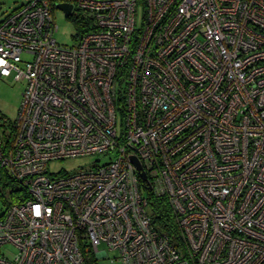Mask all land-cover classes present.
Instances as JSON below:
<instances>
[{
	"label": "built area",
	"instance_id": "built-area-1",
	"mask_svg": "<svg viewBox=\"0 0 264 264\" xmlns=\"http://www.w3.org/2000/svg\"><path fill=\"white\" fill-rule=\"evenodd\" d=\"M57 5L93 24L73 47ZM11 76L25 90L9 128L0 115V181L24 195L0 217V264H86L82 245L98 264H264V0H25L0 21ZM132 157L181 245L154 229Z\"/></svg>",
	"mask_w": 264,
	"mask_h": 264
},
{
	"label": "rangeland",
	"instance_id": "rangeland-1",
	"mask_svg": "<svg viewBox=\"0 0 264 264\" xmlns=\"http://www.w3.org/2000/svg\"><path fill=\"white\" fill-rule=\"evenodd\" d=\"M25 0H0V21L4 20L13 10L24 4ZM145 15V8L143 4L138 5L137 20L140 26ZM55 21L58 26V32L55 34V39L58 44L73 47L77 44L75 37L77 35L75 23L68 18L62 10H55ZM25 59H31L30 56H25ZM25 90V82L16 80L14 76L0 78V115L3 123L9 124L14 122L17 118L18 111L22 104L23 92ZM2 123V122H0ZM4 131L1 128V132ZM9 131L6 129V132ZM99 160L98 156L81 157L67 161H56L49 164L51 173H75L80 170H86ZM107 160L101 157L98 163L100 166L106 164ZM12 188L4 187L0 184V217L7 209L8 203H11L10 194ZM8 255L16 254V250L12 246L3 248ZM105 247L101 246V250ZM111 256V255H110ZM99 264H110L107 259H100Z\"/></svg>",
	"mask_w": 264,
	"mask_h": 264
},
{
	"label": "trees",
	"instance_id": "trees-1",
	"mask_svg": "<svg viewBox=\"0 0 264 264\" xmlns=\"http://www.w3.org/2000/svg\"><path fill=\"white\" fill-rule=\"evenodd\" d=\"M70 19L75 23L77 31V35L75 37L76 41L81 39L85 33L93 29V24L91 21L85 22L82 19L79 20L74 16H72ZM0 184H3L4 187L8 186L12 188L10 194L12 203H19L22 201L21 198L24 192L23 189L18 186L17 182L4 175L3 179L0 181ZM142 189L144 190V194L148 202V212L154 229L160 234H165L169 239H171L173 244L178 246L181 245V232L177 223V218L173 213L168 198L165 196H155L154 192L150 190L145 183H142ZM82 250L86 264H98L91 248H89L87 245H82Z\"/></svg>",
	"mask_w": 264,
	"mask_h": 264
},
{
	"label": "water",
	"instance_id": "water-1",
	"mask_svg": "<svg viewBox=\"0 0 264 264\" xmlns=\"http://www.w3.org/2000/svg\"><path fill=\"white\" fill-rule=\"evenodd\" d=\"M57 7H58V9L62 10L66 16H70L71 10H72L71 6L57 5ZM132 161H133V163L135 164L137 170L140 173V178H141L142 182L143 183H147L148 182V178H147L146 173L143 170V167H142L140 161L136 157H132ZM149 189H150V187H149Z\"/></svg>",
	"mask_w": 264,
	"mask_h": 264
}]
</instances>
